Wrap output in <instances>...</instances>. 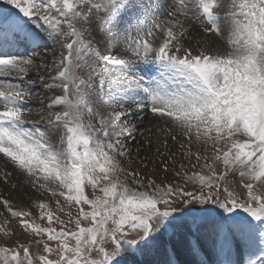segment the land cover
<instances>
[{"label":"snow or ice","instance_id":"1","mask_svg":"<svg viewBox=\"0 0 264 264\" xmlns=\"http://www.w3.org/2000/svg\"><path fill=\"white\" fill-rule=\"evenodd\" d=\"M0 181V264H264V0H0Z\"/></svg>","mask_w":264,"mask_h":264},{"label":"rangeland","instance_id":"2","mask_svg":"<svg viewBox=\"0 0 264 264\" xmlns=\"http://www.w3.org/2000/svg\"><path fill=\"white\" fill-rule=\"evenodd\" d=\"M221 46L222 47H226V44H224L223 42H221ZM231 179V178H230ZM15 182V180L12 181V183ZM240 189H237V191H239ZM14 190L11 188V184L8 185H4L2 181H0V194H5V193H10L13 192ZM27 203V201H25ZM53 206H54V202H53ZM0 209H2V206H0ZM33 211H35L33 209ZM11 227L16 229V231L18 232L19 229L16 225V223L13 221L11 224Z\"/></svg>","mask_w":264,"mask_h":264},{"label":"bare ground","instance_id":"3","mask_svg":"<svg viewBox=\"0 0 264 264\" xmlns=\"http://www.w3.org/2000/svg\"><path fill=\"white\" fill-rule=\"evenodd\" d=\"M14 183V182H13Z\"/></svg>","mask_w":264,"mask_h":264}]
</instances>
